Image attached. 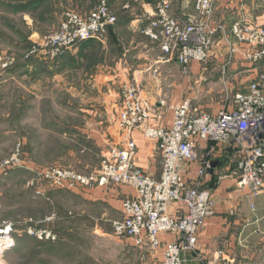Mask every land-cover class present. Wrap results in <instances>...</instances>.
Listing matches in <instances>:
<instances>
[{
	"label": "built area",
	"instance_id": "obj_1",
	"mask_svg": "<svg viewBox=\"0 0 264 264\" xmlns=\"http://www.w3.org/2000/svg\"><path fill=\"white\" fill-rule=\"evenodd\" d=\"M215 2L195 0L193 14L175 17L171 1L159 0L142 32L164 53L176 55L185 71L194 62L218 59L222 52H226L230 63L238 56L254 65L262 62L264 24L245 17L231 25L216 23ZM116 22L109 0H97L88 14L66 10L58 29L39 38L26 58L53 60L84 41L105 42ZM7 65L0 57V68ZM121 97L119 126L124 145L110 147L96 170L83 173L62 166L30 168L18 154L6 159L0 170L30 169L33 176L27 186L35 195H44L51 188L85 192L107 184L134 189L136 194L122 201L123 217L113 222L114 235L130 239L134 246L154 255L162 250L160 264H185L186 253L196 249L207 219L214 214L216 202L205 184L213 166V147L231 143L238 149V187L248 190L253 212L257 211L256 200L264 198V77L251 83L248 92H236L230 106L216 113L194 106L190 98L166 104L172 116L167 126L152 124L161 111L142 100L135 81L126 78L121 83ZM135 130L157 142L161 167L158 177L146 173L136 162ZM205 143L210 144L211 151L193 175L190 165L199 158L197 148ZM53 220L55 215L30 218L23 224L0 220V261L15 245L20 232L38 241L56 242L58 233L50 227ZM163 235H173L176 240L164 242Z\"/></svg>",
	"mask_w": 264,
	"mask_h": 264
},
{
	"label": "rangeland",
	"instance_id": "obj_2",
	"mask_svg": "<svg viewBox=\"0 0 264 264\" xmlns=\"http://www.w3.org/2000/svg\"><path fill=\"white\" fill-rule=\"evenodd\" d=\"M142 1H131V5L136 6V2L141 4ZM95 2L86 6L81 0H47L48 8L42 13L52 16L34 26L27 18L28 13L7 15L0 12V57L8 62L6 68H0V166L15 154L30 168L62 166L90 173L100 166L102 152L97 146L98 136L110 140L120 115L119 94L122 106L120 71L106 70L103 66L114 68L122 58L132 62L141 50L157 47L156 43L135 26L131 28L125 23L116 27L117 35L112 44L104 49L99 42L88 57L83 56L84 52L68 55V51L53 60L34 56L30 57L35 59L31 64L25 63V59H30L26 58L29 50L39 38L58 29L61 18L58 25L55 12L59 15L66 10L87 13L86 7H94ZM258 4L260 10H264V0H259ZM129 10L121 8L115 13L121 19L120 15ZM130 14L132 16L131 11ZM30 27L35 29L33 33ZM26 35L28 40L24 39ZM28 41L32 46L25 51ZM219 56L221 60L212 59L202 65L217 67L221 61L226 65L225 72L218 75L220 70L208 71L203 79L197 77L198 82L189 77L174 79L178 85L192 87L191 93L196 96L193 105L207 112L213 106L221 109L220 106L226 105V92L231 94L222 82V79H228L226 71L237 67L245 69L243 64L249 63H230L226 52ZM258 64L263 66L264 60ZM166 65L171 71L181 67L175 58ZM181 68L182 76H185V69ZM171 71L163 72L166 88L169 87L166 76L174 75ZM32 176L28 168L0 170V220L23 224L30 218L38 220L55 215L56 220L50 227L58 231L59 239L53 245L39 244L20 232L15 245L2 256L0 264L154 263L147 258L150 251L137 248L129 239L117 238L112 227L104 225L100 229L94 219H85L87 213L94 212L80 211L82 202L70 191L51 188L44 195H35L27 186ZM22 224H19L20 228Z\"/></svg>",
	"mask_w": 264,
	"mask_h": 264
},
{
	"label": "crops",
	"instance_id": "obj_3",
	"mask_svg": "<svg viewBox=\"0 0 264 264\" xmlns=\"http://www.w3.org/2000/svg\"><path fill=\"white\" fill-rule=\"evenodd\" d=\"M131 1L135 0H109V6L114 13L121 8L130 9L129 16L123 18L121 26L126 23V26L128 24L131 28L135 26V29H139L142 32L153 18L155 5L159 0H143L141 4L136 2V6L131 5ZM170 1L172 4L173 16L185 17L194 13L195 0ZM258 1L259 0H216L213 20L216 23L231 25L240 17H245L253 23L264 24V10H260ZM130 11L132 16H130ZM88 12L83 14H88ZM61 16L62 14L59 15L55 12L58 25ZM27 18L31 21V26H34V21L31 16L28 15ZM98 43L99 41L97 40L85 41L84 47L78 45L77 48L71 49L67 54H79L80 52H84V55L90 56L93 52V47ZM100 43L104 49L107 48L111 43L110 33L107 40ZM106 44L107 46H105ZM156 45V48L151 46V48L148 47L141 50L137 58H134V61L131 60L132 62H129L128 58H122L120 63H117L114 68L108 66H103V68L110 71L111 69L120 71L119 76L121 82L126 78L135 81L139 87L142 100L147 105L153 106L158 111H161V116L158 117V119H154L152 124L167 126L170 125L172 116L166 104L178 103L186 98L193 100L194 97H196L191 93L193 91L192 87L178 85L174 79L182 80V78L185 77L186 80L189 77V80H197L198 82L197 77L200 76V79H203L204 74L208 71L220 70L217 71L218 75L220 72H225L226 65L221 61H218L219 64H217V67L194 62L190 72L184 71L185 76H182V66L177 67V70L174 69V71H171L168 65H166V63L173 58L178 62L176 55L166 54L157 43ZM168 55L172 57L167 58ZM80 59L82 60V58ZM221 59L222 58L219 57L217 60ZM237 61L242 62L245 60L241 56H238L234 61L236 62L235 64H238ZM244 64L243 66L245 67L243 68L245 69L237 67L232 71H226L228 79L225 76L226 78L224 77L225 79H222V82L228 87L226 90H231V94L229 95V91L226 92V105L223 107L220 106L221 108H228L230 106L232 100L229 101V99L231 97L233 98L236 92H248L251 83L261 80L264 77V64L263 66L258 64V68L256 67L257 64ZM96 68L99 67L97 66ZM110 71H108V73ZM166 71H171L174 74L166 76V79H168L167 82H169V87L167 88L164 84L165 77L163 75V72ZM213 79L214 77L211 78V80ZM227 84L229 85L227 86ZM118 108L120 113V94ZM219 109L220 108L213 106L209 112L216 113ZM112 130H114V132L111 134V138L108 141L95 135L99 137L97 146H99L102 152V158L110 147L124 145V134L119 126V118L115 125V129L113 128ZM132 136L137 147L136 162L138 166L146 173L158 177L161 172V167L160 151L157 142L144 138L138 130H135ZM209 145L210 144L205 143L197 148L199 158L190 165L193 175L200 169L202 160H204L209 151H211ZM239 156L238 149L231 143L219 144L213 147V166L205 178V184L211 190L216 202L214 214L207 219L196 249L186 253L185 264H207L208 261H211L213 264H264V198L256 201L258 206L257 211L253 212L251 210L252 201L249 197L248 190L238 187ZM97 168L95 167V169ZM189 176L190 175H186V178L190 179ZM67 191H70L69 193L82 202V207L79 209L80 211H83L85 214L87 211L90 213L91 211L94 212L91 213L92 215L87 213L88 215H85V219H94L97 227L100 229L101 226L104 225L113 228V222L123 217V199L128 196L133 197L136 194L135 190L130 187L118 186L115 184H107L104 186L97 185L93 189L85 192ZM46 193H48V190ZM99 231L101 232V230ZM163 240L164 242L174 241L176 237L173 235H163ZM162 252L163 251L160 250L155 255L151 252V254L146 257L151 258L154 262L153 264H160Z\"/></svg>",
	"mask_w": 264,
	"mask_h": 264
},
{
	"label": "trees",
	"instance_id": "obj_4",
	"mask_svg": "<svg viewBox=\"0 0 264 264\" xmlns=\"http://www.w3.org/2000/svg\"><path fill=\"white\" fill-rule=\"evenodd\" d=\"M82 1H83L84 5H86L87 3H89V4L92 3L94 0H81V2ZM46 2H47V0H14V1L0 0V12L4 13V14H7V15L8 14H10V15H20V14H23V13H28L31 16V18L33 19L34 24H37L40 20H49L50 17L52 16L51 14L50 15H45V13H42V11L44 9L48 8ZM96 3H97V0L95 2L94 6L96 5ZM86 8L91 11L94 7H91V8L86 7ZM54 15H55V13H54ZM120 16H122L121 19H119V17L117 16L116 24L111 27V30H110L111 43L110 44H112V42H114L115 39H116L117 32H116L115 28L116 27H121L122 21L120 22V20H122L126 16H129V13L125 11ZM32 30L33 29L31 28V33H32ZM24 39L28 40L27 35H26V37ZM91 40H93V39H91ZM83 43H80V44H83ZM31 46H32L31 41H28L25 51L30 49ZM84 46H85V44L82 47H84ZM83 56L84 57H88L89 55H84L83 54ZM34 60H35L34 58L25 59V63L31 64ZM55 231H57V230H55ZM57 233H58V231H57ZM25 236H27V238L28 237L30 238L29 235H25ZM36 242L39 243V244H46V243H49L51 245L56 244V242H50V241H38L37 240ZM53 248L56 249L55 247H53ZM41 252H44L46 254V252L44 250H40V253ZM48 253H50V251Z\"/></svg>",
	"mask_w": 264,
	"mask_h": 264
}]
</instances>
